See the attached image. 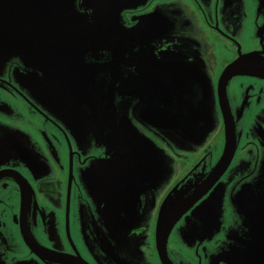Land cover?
<instances>
[{
	"label": "flooded vegetation",
	"instance_id": "1",
	"mask_svg": "<svg viewBox=\"0 0 264 264\" xmlns=\"http://www.w3.org/2000/svg\"><path fill=\"white\" fill-rule=\"evenodd\" d=\"M14 1L18 22L21 9L35 27L47 20L39 0ZM62 1V25L46 22V40L61 39L49 70L61 73L62 94L47 112L29 98L34 111L20 118L31 132L17 127L37 151L0 133V195L13 201L6 232L0 216V264H162L158 219L211 177L226 131L235 149L224 173L162 250L168 264H264L251 238L264 213V0ZM22 49L0 76V90L17 96L48 69L35 47ZM239 65L220 92L223 72Z\"/></svg>",
	"mask_w": 264,
	"mask_h": 264
},
{
	"label": "rangeland",
	"instance_id": "2",
	"mask_svg": "<svg viewBox=\"0 0 264 264\" xmlns=\"http://www.w3.org/2000/svg\"><path fill=\"white\" fill-rule=\"evenodd\" d=\"M22 3L31 6L37 5V2L34 0H21ZM47 20H51L57 25H62V20H63V14H64V7H63V1L62 0H48L46 3V7H44ZM244 10L247 12L249 9L248 7H244ZM31 15H26L25 17L28 18ZM253 16L251 17V20L253 21ZM32 17V16H31ZM249 18V17H248ZM47 20H43V24L47 22ZM252 23V22H251ZM4 43H0V50L2 49ZM61 39L53 38L47 40L45 43L41 44V47L43 49V53L41 55V60H44V66H46L48 69L47 70H40L36 73L35 75V83H32L33 78L29 79L25 84L24 87H15L16 89L15 92L19 95L17 96L10 90H0V116H3L6 118L7 114L12 118V120H15V124L12 123L13 127H10L8 125L3 126L0 124V133L3 132L5 133L6 136L10 138V143L11 139L15 143L16 146H20L21 148L25 149H34L37 151V147L33 146L31 143V140L25 132H22L20 129L17 127L20 126L21 128H26L27 133L30 134L31 130L28 129V125L26 123H23L21 121L20 116L25 115L30 117L32 111V107H28L27 104L30 102L29 98H32L34 96V99L36 100L35 102V107H38L44 112L49 111L48 109L52 108L51 102L53 104L55 103V97L54 95L59 92L58 87L61 85L60 77L61 73L59 71H54V70H49V69H55L59 67V58H56L55 56L60 53L61 50ZM252 48L247 47V41L245 42V48L242 51H249ZM14 58H16L15 55H5V66L1 68L0 70V76L3 74L4 68H13L14 65L11 62ZM9 63L8 65H6ZM19 64V63H17ZM25 66V65H24ZM15 68V67H14ZM5 72V71H4ZM43 92L40 98H37L36 92ZM41 99L43 101H41ZM11 112V113H10ZM27 114V115H26ZM20 118V119H17ZM11 120V121H12ZM20 121V123H17V121ZM40 124H36L37 127H40V125H44L45 131L48 132L47 126L43 124L42 121H38ZM35 125V124H34ZM15 126V127H14ZM39 133L41 132L38 129ZM49 133V132H48ZM38 133L34 134V138H37ZM4 136V135H3ZM7 194L2 193L0 195V200L4 202L3 207L1 208L2 216L4 219L2 222L6 223V229L5 232L8 230V222L5 220L6 218L3 215L4 207L6 206H11V200L12 198V191L7 190ZM6 201V202H5ZM41 204V201L39 202ZM223 210V209H222ZM156 225V224H155ZM236 226V225H235ZM237 228V227H235ZM246 238H248V235H246ZM252 238V237H251ZM239 239V238H238ZM236 240V238H235ZM237 243V240L235 244ZM6 264H11L9 261H6ZM21 264H29V263H21Z\"/></svg>",
	"mask_w": 264,
	"mask_h": 264
},
{
	"label": "water",
	"instance_id": "3",
	"mask_svg": "<svg viewBox=\"0 0 264 264\" xmlns=\"http://www.w3.org/2000/svg\"><path fill=\"white\" fill-rule=\"evenodd\" d=\"M34 1L37 2V0ZM10 3L14 5L16 2L14 0H0V43H4L2 49L0 50V70L5 66V55H15V53L17 52L16 48L19 46L25 47V49H22L21 51L26 52L27 54L31 52L32 47H35L37 51L36 52L33 51V52H35L37 56L41 58V55L43 53L41 44L47 41L46 37L48 36V32L50 30V28L46 25V23L45 24L42 23L43 25L35 27V19L32 16V12L27 11V9H21L20 11L23 13H27L26 15H31L32 17L31 16L28 18L22 17L23 19L26 20V22L23 21L18 22L17 20L20 19V17L19 18L15 17V13L17 12L14 11V9L13 11L10 10ZM38 7H41L45 12L44 7H42L40 4V0L38 1ZM7 10L9 11L7 12ZM9 19H11L12 22L8 21ZM39 27H42V30H39ZM53 29L56 30L57 27L55 26L53 27ZM36 31L38 35L43 36L44 39L42 41H37V42L28 41L31 40V37L33 38L36 35ZM29 56L30 55H27L26 59L29 58ZM240 67L241 65L230 66L228 69H226L223 72L218 85V90L220 92L222 89H224L225 82L228 78H230L235 74H241V72H238V68ZM261 71L264 72V70ZM61 94H62L61 92H57L54 95L55 100L58 99V97L61 96ZM234 149H235V144L233 143L232 140V134L229 133V131H226V142L223 151V156L220 160L219 166L217 167V169L213 171L211 177L206 181V183L202 187L199 188L198 192H196L194 195L189 197L186 202L182 203L179 207L177 206L180 203L172 204L164 212L165 217L164 218L160 217L158 219V224L156 225V231H155L156 233L155 240L162 264L169 263L166 259V256L164 255L162 248L163 245L166 243L167 237L171 229L180 220V218L196 202H198L222 176L233 155ZM175 207H177L175 211H173V213L166 218V215L169 214ZM259 223L260 226L258 229H260L261 233H259V235L253 234L251 237L257 240V241H253L254 242L253 244H261V247H264V213H262L259 219ZM34 251L37 252L36 250Z\"/></svg>",
	"mask_w": 264,
	"mask_h": 264
},
{
	"label": "bare ground",
	"instance_id": "4",
	"mask_svg": "<svg viewBox=\"0 0 264 264\" xmlns=\"http://www.w3.org/2000/svg\"><path fill=\"white\" fill-rule=\"evenodd\" d=\"M200 225V224H199Z\"/></svg>",
	"mask_w": 264,
	"mask_h": 264
}]
</instances>
